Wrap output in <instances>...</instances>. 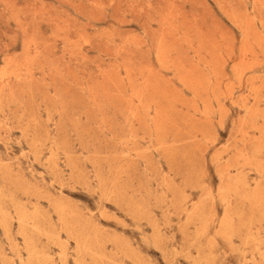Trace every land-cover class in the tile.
Segmentation results:
<instances>
[{
	"label": "rangeland",
	"instance_id": "obj_1",
	"mask_svg": "<svg viewBox=\"0 0 264 264\" xmlns=\"http://www.w3.org/2000/svg\"><path fill=\"white\" fill-rule=\"evenodd\" d=\"M0 264H264V0H0Z\"/></svg>",
	"mask_w": 264,
	"mask_h": 264
},
{
	"label": "bare ground",
	"instance_id": "obj_2",
	"mask_svg": "<svg viewBox=\"0 0 264 264\" xmlns=\"http://www.w3.org/2000/svg\"><path fill=\"white\" fill-rule=\"evenodd\" d=\"M22 219V218H21ZM30 220V219H29Z\"/></svg>",
	"mask_w": 264,
	"mask_h": 264
}]
</instances>
